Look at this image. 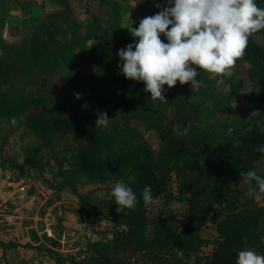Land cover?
<instances>
[{
    "label": "trees",
    "instance_id": "1",
    "mask_svg": "<svg viewBox=\"0 0 264 264\" xmlns=\"http://www.w3.org/2000/svg\"><path fill=\"white\" fill-rule=\"evenodd\" d=\"M76 1L58 0L60 6L48 14L41 13L44 16L40 25L29 30L24 27V19L21 20L24 34L2 45L6 51L2 55L5 63L0 57V78L6 68L8 72L15 68L28 69L46 60L61 62L71 68H94L115 78L122 88L126 105L135 113L134 117L142 118L147 128L157 135L158 152L141 140L134 142L133 137L130 142L134 144L126 147L128 138L122 141L119 131L95 128L99 106L93 105L86 116H79L76 111L65 116L46 104L43 96L29 95L31 98H27L28 93L23 88L24 96L17 106L24 111L30 104L41 106L32 128L42 143L58 141L69 134L85 141L73 158L72 175L98 184L122 181L130 184L138 199L142 189L151 186L153 203L145 207L140 199L136 209L128 215L115 211L113 199L107 202L106 215L125 229L116 232L111 240L92 245L93 263L123 264L116 256L151 251L157 245L165 249L168 243L183 255H193L202 247V228L208 226L205 225L208 220L217 221L215 264H235L236 253L246 247L264 255V244L260 243L264 207L232 209L219 220L212 216L214 201L229 203L232 197H237L235 191L229 190L231 184L245 185L239 171L253 170L254 164L263 156L254 149L264 145V133L257 129V121L264 125V45L255 38L257 36L264 43V30L249 37L245 54L240 58L254 69V86L243 100L248 120L232 124L226 104L237 92L234 72L231 77L210 80L201 70L198 79L202 86L191 88L187 83L180 85L177 82L167 91V103L154 102L150 100V93L143 91L142 82L125 79L118 68L117 51L133 43L131 32L122 26L117 16L118 4L113 0H99L101 7L91 11L87 7L89 0H82L84 9L75 14L72 3ZM256 3L264 8V0H256ZM84 13L89 16L86 24L79 20ZM222 86L229 88L230 96L221 90ZM255 111L256 115H251ZM174 125L181 128L190 125L188 134L176 136L172 131ZM7 165L20 173L25 170L24 165L11 162ZM171 166L180 169L185 181L183 190L188 202L185 230L183 234H177L164 220L157 219L151 237L145 234L148 209L167 192L165 175Z\"/></svg>",
    "mask_w": 264,
    "mask_h": 264
},
{
    "label": "rangeland",
    "instance_id": "2",
    "mask_svg": "<svg viewBox=\"0 0 264 264\" xmlns=\"http://www.w3.org/2000/svg\"><path fill=\"white\" fill-rule=\"evenodd\" d=\"M113 1L118 4L117 16L122 26L129 32L138 26L141 19L159 11L155 7L157 3L153 5L155 0ZM59 6L58 0H0L2 63H5L2 57L6 51L4 42H12L24 34L21 28L23 22L29 30L40 25L43 16ZM72 6L78 14L85 5L82 0H77ZM87 7L97 11L101 3L89 0ZM88 19L86 13L79 16L80 22L85 24ZM255 38L264 45L257 36ZM134 39L138 38L132 37V42ZM161 39H164L163 36ZM233 72L237 92L228 100L227 112L232 117V124L238 120L245 123L248 115L243 100L254 86V69L247 61L239 59ZM1 75L0 125L6 127H0V245L15 250L20 248L27 264L35 261L39 264H94L92 245L97 241L111 240L116 232L125 229L124 225L106 215L108 209L105 207L112 199L109 195L111 187L121 181L98 184L72 175L75 167L73 158L77 148L82 147L85 141L69 134L58 141L42 143L32 128L41 106L30 104L25 111L17 106L24 96L23 88L28 93L25 95L27 98H31L29 95L43 96L46 104L54 106L65 116L75 111L79 116H86L91 113L93 105L99 106L100 112H106L108 118L113 119L105 130L119 131L122 141L128 138L126 147L141 140L158 152L160 141L142 118L134 117L135 113L123 98L121 86L110 74L94 68H71L61 62L46 60L28 69L15 68L8 72L6 68ZM221 90L230 96L227 86H222ZM77 94L80 99L76 98ZM85 105L87 107H82ZM13 118L15 124L10 123ZM132 137L133 143L130 142ZM8 162L24 165V172L10 168ZM253 170L264 176V154L254 164ZM165 179L167 192L154 202L147 213L145 234L151 237L157 219L164 220L177 234H183L185 230L188 202L183 190L184 178L180 169L171 166ZM229 190L235 191L237 197H232L229 203L214 201L213 218L219 220L232 209L264 207V196L257 198L250 194L246 184L233 183ZM207 224L202 228V247L193 255H183L172 243H168L165 249L157 245L151 251L132 255L128 252L116 258L121 259L123 264H215L213 251L218 243L217 221L208 220ZM261 233L264 236V224Z\"/></svg>",
    "mask_w": 264,
    "mask_h": 264
},
{
    "label": "clouds",
    "instance_id": "3",
    "mask_svg": "<svg viewBox=\"0 0 264 264\" xmlns=\"http://www.w3.org/2000/svg\"><path fill=\"white\" fill-rule=\"evenodd\" d=\"M155 7L159 9L156 14L144 17L131 29L130 35L138 39L117 51L120 73L125 79L142 82L143 91L150 93L154 102L167 103V91L177 82L191 88L202 86L198 79L201 70L210 80L231 77L234 65L245 54L249 37L264 30V8L256 0H165ZM76 98L81 97L77 94ZM96 115L95 128L107 129L113 119L106 112ZM10 123L15 124V119ZM189 127L174 125L172 131L184 137ZM257 129L264 133V125L259 121ZM254 150L264 154V145ZM239 177L250 194L264 196V176L248 170L239 171ZM109 195L116 205L115 211L123 215L134 211L140 199L145 207L154 201L150 185L142 189L138 199L130 184L122 181L111 187ZM260 243L264 244V236ZM235 264H264V255L246 247L236 253Z\"/></svg>",
    "mask_w": 264,
    "mask_h": 264
},
{
    "label": "crops",
    "instance_id": "4",
    "mask_svg": "<svg viewBox=\"0 0 264 264\" xmlns=\"http://www.w3.org/2000/svg\"><path fill=\"white\" fill-rule=\"evenodd\" d=\"M158 2H160L163 5V3H165V0H159V1L155 0V2H153V5H155V3H158ZM19 249L20 248H18L16 250L10 249V248H7L5 246L0 245V264H27L24 261V256L22 255L23 254L22 250H19ZM28 264H30V263H28ZM32 264H39V263L37 261H35Z\"/></svg>",
    "mask_w": 264,
    "mask_h": 264
}]
</instances>
